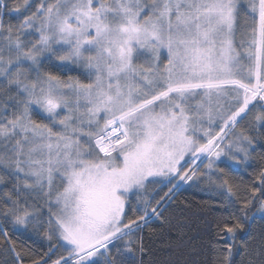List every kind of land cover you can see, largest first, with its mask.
Segmentation results:
<instances>
[{
	"label": "snow or ice",
	"instance_id": "snow-or-ice-1",
	"mask_svg": "<svg viewBox=\"0 0 264 264\" xmlns=\"http://www.w3.org/2000/svg\"><path fill=\"white\" fill-rule=\"evenodd\" d=\"M0 264H264V0H0Z\"/></svg>",
	"mask_w": 264,
	"mask_h": 264
}]
</instances>
